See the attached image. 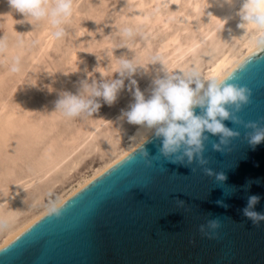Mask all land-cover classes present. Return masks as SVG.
<instances>
[{
  "label": "water",
  "instance_id": "1",
  "mask_svg": "<svg viewBox=\"0 0 264 264\" xmlns=\"http://www.w3.org/2000/svg\"><path fill=\"white\" fill-rule=\"evenodd\" d=\"M232 71L230 82L252 90L241 121H261L264 54L249 53ZM223 123L241 135L222 154L212 149L219 137L205 133L203 166L224 172L223 184L196 163L158 155L160 140L150 135L144 147L155 156L151 163L140 143L61 202L60 217L46 212L1 246L0 264H264V221L253 225L240 212L249 195L260 196L255 210L264 212V142L253 150L242 124ZM216 217L220 227L212 232L207 222Z\"/></svg>",
  "mask_w": 264,
  "mask_h": 264
},
{
  "label": "clouds",
  "instance_id": "2",
  "mask_svg": "<svg viewBox=\"0 0 264 264\" xmlns=\"http://www.w3.org/2000/svg\"><path fill=\"white\" fill-rule=\"evenodd\" d=\"M223 6L230 7L239 3L236 15L240 19L238 28L251 30L254 35L250 40L252 54H264V0H216ZM10 9L21 14L31 24L44 22L49 28V37L52 41H62L68 35V24L73 16L74 0H7ZM170 7L169 0H161L155 8L161 12ZM229 18L220 19L224 24ZM222 27V28H223ZM116 31L124 45L128 41L146 39L147 37L137 26H118ZM35 43V42H34ZM24 41L20 39L15 44L10 43L7 36H0V67H5L9 73L17 74L22 70V53L10 54V48H23ZM99 59V56H98ZM118 65L113 73L116 78L105 76L101 72L99 81L83 80L76 93L64 91L55 101V111L68 119H84L92 117L101 107L100 101L112 105L123 90L125 80L128 81V90L131 91L134 102L129 109L122 111V118L133 125L140 126L141 131L131 140H136L139 133H147L160 140L157 153L172 163L185 166L196 163L205 166L209 163L205 158V141L209 140V133L219 137L218 142H212L214 152L224 153L232 138L239 137L238 129L225 126L223 121L230 120L233 124H242L246 130L244 135L247 144L255 147L264 142V118L261 121H241L238 113L250 102L252 90L246 85L230 82L232 72L226 74L214 73L204 76L192 67L179 72H169L160 57H153L150 63L160 62L164 74L152 80L150 95L137 86L135 76L146 70L145 65L135 62L134 58L119 57ZM240 63L237 67H242ZM235 70V69H234ZM107 77V78H105ZM200 109L196 114L195 109ZM148 140V139H147ZM147 140H141V156L151 163L149 151L144 147ZM194 170V169H193ZM204 173L214 177L215 181L223 184L227 177L224 172H216L210 167H203ZM259 183V181H256ZM251 181L245 185L247 189ZM259 195L247 196L246 206L240 210L243 217L253 225L264 221V212L255 210L259 203ZM216 204L227 208L223 200ZM63 205L59 201H51L48 206L50 216L60 217ZM7 223L0 220V229L6 228ZM220 227V218L216 217L207 222V228L215 232ZM201 232L205 226L201 225Z\"/></svg>",
  "mask_w": 264,
  "mask_h": 264
},
{
  "label": "rangeland",
  "instance_id": "3",
  "mask_svg": "<svg viewBox=\"0 0 264 264\" xmlns=\"http://www.w3.org/2000/svg\"><path fill=\"white\" fill-rule=\"evenodd\" d=\"M148 1L145 0L147 9ZM132 5L131 0H74L67 37L52 41L46 23L33 25L11 10L7 0H0V36H7L12 44L23 39L25 45L9 50L10 54L22 53L20 73L11 74L6 66L0 67V121L12 115L17 123L8 143L0 144V198L13 187L6 182L34 173L44 161V147L48 142L55 140L57 149L64 146L71 135L86 130L111 106L101 100V107L92 117L68 119L55 111V101L60 93H76L83 80L99 81L101 72L111 77L119 57L134 58L139 64L147 63L146 70L135 76L138 86L142 78L151 74L152 58L167 53L161 48L162 40L168 33L178 30V25L171 23L167 29L162 27L161 22L155 21L153 10L149 12L148 21H138L130 13ZM174 5L171 3V8ZM125 25L137 26L147 38L128 41L124 45L116 28ZM187 34L180 31V40L186 39ZM198 60L202 62L204 56ZM116 77L117 74L113 73L112 78ZM125 85L114 107L123 101V92V95L130 93L127 80ZM111 136L101 131L86 148L85 154L77 155L78 167L69 178H64V169L54 173L53 176L63 179L57 190L102 161L107 156Z\"/></svg>",
  "mask_w": 264,
  "mask_h": 264
},
{
  "label": "bare ground",
  "instance_id": "4",
  "mask_svg": "<svg viewBox=\"0 0 264 264\" xmlns=\"http://www.w3.org/2000/svg\"><path fill=\"white\" fill-rule=\"evenodd\" d=\"M131 1L133 5L130 13L136 20L148 21L149 12L153 10L155 21L161 22L162 27L167 29L171 23L178 25L179 29L168 33L161 45L167 53L160 59L169 72H179L195 67L204 76L214 73L226 74L252 52L250 40L254 33L237 27L240 23L236 15L240 7L239 3L230 7L221 6L216 0H169L170 4H175L173 8L170 6L161 12H156L155 8L161 0H149V9L146 8L145 0ZM225 17L229 19L223 27L220 19ZM180 31L188 33L186 39L182 41ZM142 51L145 52V48H142ZM202 56L204 60L201 62L198 58ZM141 65H147V63L143 62ZM149 69L151 74L145 79L142 78L138 85L146 97L150 95L152 80L164 74L160 62L149 65ZM124 93L121 94L124 97L121 103H118L116 107L114 103L109 106L107 112L92 121L86 130L77 131L71 135L64 146L57 149L55 140L48 142L44 147V161H40V165L32 175L6 182V185L13 187L0 198V220L7 223L6 228L0 229V247L48 212L51 201L63 202L128 154L141 143V140L148 138V134L142 132L138 134L136 140L130 139L141 129L140 126L130 124L122 118V111L128 110L130 104L134 102L131 91L127 95H123ZM16 124L12 115L0 121V144L8 143ZM101 131H106L109 136L114 132L110 146L106 148L107 156L57 190L63 179L53 176L54 173L64 169V178L72 176L79 164V160L75 158L77 155L81 157L85 154L86 148L95 141ZM0 187L2 188L1 185Z\"/></svg>",
  "mask_w": 264,
  "mask_h": 264
}]
</instances>
